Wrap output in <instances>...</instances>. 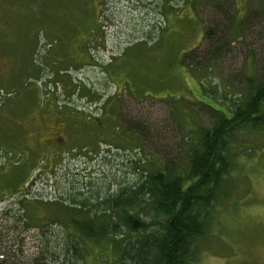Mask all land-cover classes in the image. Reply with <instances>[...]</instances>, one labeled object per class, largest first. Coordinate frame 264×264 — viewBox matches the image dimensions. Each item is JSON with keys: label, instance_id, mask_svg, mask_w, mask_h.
<instances>
[{"label": "rangeland", "instance_id": "rangeland-1", "mask_svg": "<svg viewBox=\"0 0 264 264\" xmlns=\"http://www.w3.org/2000/svg\"><path fill=\"white\" fill-rule=\"evenodd\" d=\"M208 1L217 0H0V259L20 247L24 256L14 255L28 264L38 250L37 228L16 223L22 198L64 202L73 187L131 183L157 154L132 127L145 123L157 132L152 143L172 151L207 122L179 59L201 44ZM234 1L239 16L264 7ZM247 43L221 62V77L250 66L247 49L264 56L263 38ZM21 159L38 164L33 173H13ZM234 162L192 264H264V132L246 137ZM30 216L43 225L52 215ZM111 253L108 242L91 244L84 264H106Z\"/></svg>", "mask_w": 264, "mask_h": 264}, {"label": "trees", "instance_id": "trees-1", "mask_svg": "<svg viewBox=\"0 0 264 264\" xmlns=\"http://www.w3.org/2000/svg\"><path fill=\"white\" fill-rule=\"evenodd\" d=\"M206 5L211 6L212 18L204 27L202 42L184 51L179 61L204 97L196 106L197 114L207 122L200 121L194 133L180 137L172 151L152 143L155 129L145 123L132 127L157 154L154 160L143 161L147 166L131 183L108 187L89 183L83 186L86 193L73 187L64 202L37 199L30 203L28 196L22 198V215L16 223L23 224L27 232L37 228L39 240L37 252L26 263L84 264L88 247L102 241L112 250L106 264L193 263L220 200L228 196L237 149L250 134L264 132V56L247 49L250 66L230 78L218 72L235 46L249 48L248 40L264 39V7L251 5L239 16L234 0L208 1ZM178 130H183L180 123ZM34 166L38 164L27 168L21 159L13 173H33ZM44 208L52 216L42 225L30 213ZM19 230L17 238L22 234ZM7 248L0 264H19L14 254L23 257L25 251Z\"/></svg>", "mask_w": 264, "mask_h": 264}]
</instances>
